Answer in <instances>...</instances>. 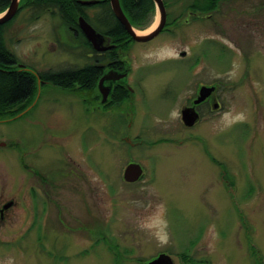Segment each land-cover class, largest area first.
I'll list each match as a JSON object with an SVG mask.
<instances>
[{"label":"rangeland","instance_id":"374dc122","mask_svg":"<svg viewBox=\"0 0 264 264\" xmlns=\"http://www.w3.org/2000/svg\"><path fill=\"white\" fill-rule=\"evenodd\" d=\"M164 1L171 30L127 48L134 98L93 111L83 90L36 82L32 109L0 123V212L15 202L0 214V264H264V0H219L214 13ZM38 12L19 8L5 48L33 74L85 67L60 13ZM199 85L217 86V104L186 127ZM130 163L142 168L131 184Z\"/></svg>","mask_w":264,"mask_h":264},{"label":"flooded vegetation","instance_id":"af4514ba","mask_svg":"<svg viewBox=\"0 0 264 264\" xmlns=\"http://www.w3.org/2000/svg\"><path fill=\"white\" fill-rule=\"evenodd\" d=\"M20 1H21L20 2L21 10L30 9V10L40 11V12L34 14V17H36V18L41 13H45V12H49V11L57 12V13L59 12V6L51 7L50 4L41 3L40 0H20ZM84 1H89V0H75V2L78 3V5L83 7L84 15H80L79 14V8H76L75 9V16L73 17V19L71 18L70 21H68V22L61 20L62 22L60 23L64 26V30L67 31L68 34L69 33L72 34L76 39H78L81 42L82 47H84L88 50L87 53L89 55H87V56L89 58V63H87L86 66L93 67V69L89 70L90 73L88 75V78L85 80V83L83 84V86L75 83L70 87L64 88L60 85H54L50 82L41 81L38 78V75L47 73L49 71L41 72L39 74H37L35 72L34 75L37 78L36 82L38 83V87H40V86H43V87L54 86L56 88H60V89H64V90L69 91L71 89V87L75 86L76 88L83 90L82 99H83L84 105L85 106H87V105L92 106L91 110H93V111H96V110H102L103 111L109 105H113V104L119 105V104L123 103V101L124 102L129 101L131 98H134V93H135V95L138 94L140 92L139 90L141 89V87L139 86V83H136L135 81H134L136 83L135 88L132 84V80H131V78H132V67L129 64V52H128V50H124L121 46V43L118 42L115 37L105 35L103 33H99L100 31L98 32L96 27H95L96 25H99V26L114 28L115 21L113 19H111L112 21H109L107 19V15H105V13L103 11H101V9L99 10V12L97 14H94L92 16V12H95L96 9L101 8V6H106V7L109 6V8H110L109 0H97V1H95L96 3L89 4L87 6L82 4V2H84ZM68 3H69V0H68ZM217 6H218V4H217ZM217 6L215 9L212 10L213 13L217 10ZM67 10H68V12H70L69 8H67ZM166 14H167V12H166ZM201 14L202 13H200L199 15L201 16ZM80 17H82L84 19V21L93 30H95L97 33H99L103 37L102 38L103 41L101 44H99L98 50L96 48H94V46L91 44V42L88 40V38L84 35V33L79 28L78 20ZM196 17L197 16H194L195 20L200 18V17H197V18ZM90 18H91V21H93V24L91 23ZM206 19H208V18H206ZM11 21H9L7 24L0 25V26H4V28H5L6 25H8ZM71 23H73V26H71ZM74 27H76V28H74ZM167 30L170 31L171 29L169 28V24L167 22V15H166V23H165V26H164L162 32L164 33V31H167ZM162 32L160 34H162ZM55 42L58 43V41L56 39H55ZM131 43H136V42L131 41ZM141 44H143V43H141ZM66 45H67V43H66ZM91 55L94 57H92ZM16 60H17L16 66H18V67L22 66L19 69L25 68V66L20 64V62L17 58H16ZM30 71L33 72L32 70H30ZM62 71H64V70H62ZM67 71H69V70H67ZM55 72H57V71H55ZM121 75L123 77H120ZM100 81H102V82L100 83ZM48 84H51V85H48ZM202 87H207V88L214 87V91L211 92L210 95L204 101L196 104L195 101L198 99L199 91ZM216 90H217V86L208 87V86L199 85V89H198V91H196L194 98L191 101H187L186 103H184V106L182 107L180 114L183 110L193 109L198 115L197 120H199L201 118L200 107L206 105V103H208L209 101H210V103L214 102V106L217 104L216 100H215V95H214V93H216ZM102 94H105L104 101H102L103 100ZM29 108H31V107L27 108V106H26V108L23 111L16 114L14 117H11L10 119L4 118V119L0 120V123L7 122V121L12 120L16 117H19L25 111H27ZM189 111H191V110H189ZM126 141L128 142V139H126L125 142ZM23 157H24V154L22 153L21 154V164H23L22 161H24ZM30 172L34 175L33 177H36L39 180L42 179V175H39L40 173L37 172V170L34 167H32L30 169ZM37 183H39V182L37 181ZM33 195H34V197L31 199L34 201L35 205H37V201H36L37 196H36V194H33ZM8 203H11V206L9 208L13 209L15 202L10 201ZM1 208H3V205ZM10 209H6L5 213L3 211L0 212L1 216H6L7 212ZM34 221L36 222L37 218H34ZM36 226H38L39 231H41L42 228L40 229V224L36 225ZM103 230H105V227L102 228V232H103ZM103 234L106 235L104 232H103ZM111 237L112 236H110V238ZM111 239L113 240L114 244L116 245V243H115L116 240L114 238H111ZM111 247H113V245H111ZM116 247L118 248L117 250L120 249V247H118L117 245H116Z\"/></svg>","mask_w":264,"mask_h":264},{"label":"trees","instance_id":"16d2710c","mask_svg":"<svg viewBox=\"0 0 264 264\" xmlns=\"http://www.w3.org/2000/svg\"><path fill=\"white\" fill-rule=\"evenodd\" d=\"M10 1L0 0V13L9 6ZM204 1H206L204 6L199 7L197 0H194L189 9L193 12H197V10L208 12L215 9L219 3V0ZM40 2L44 4L48 3L51 7L59 6L60 16L65 22L70 21L71 18L73 19L76 8H79L80 15H84L83 7L78 5L75 0H69V3L68 0H40ZM119 2L122 9L127 10L131 17V22L136 26L143 25L144 20L153 11L150 0H119ZM164 4L167 6L165 1ZM67 8H69L70 12H68ZM108 12V16L112 19L113 16L110 10ZM71 26H73V23H71ZM102 27L104 30L101 33L115 37L121 43L122 48L127 50L131 41L119 24L115 22L114 28ZM16 65L17 60L15 56L5 48L4 26H0V120L4 118L10 119L23 111L26 106L22 103L29 100L36 90L37 78L35 75L28 68L19 69L20 67ZM90 69H93V67L85 66L81 69L69 71H49L38 75V78L41 81L60 85L64 88L70 87L75 83L83 86L85 80L88 78ZM15 107L17 108L15 109Z\"/></svg>","mask_w":264,"mask_h":264},{"label":"water","instance_id":"95a60500","mask_svg":"<svg viewBox=\"0 0 264 264\" xmlns=\"http://www.w3.org/2000/svg\"><path fill=\"white\" fill-rule=\"evenodd\" d=\"M154 6L156 7V11L158 13V22L156 26L151 30L148 34L141 35L138 34L131 26L130 22L126 17L124 16L122 12V8L120 6L119 0H109L110 7L115 15V17L118 19L120 24L123 26L125 32L129 35V37L137 43H147L154 38H156L163 30L165 23H166V9L164 6V3L162 0H151ZM96 3L95 1H84L82 4L89 5ZM20 8V0H11L9 6L0 13V25H4L11 21V19L17 14L18 10ZM78 26L81 29V31L84 33V35L88 38V40L91 42V44L96 48L99 49V44L102 43V36L97 33L95 30H93L85 21L83 18H79L78 20ZM185 52H182L180 54L181 57L185 56ZM22 67V66H20ZM120 77H123L122 75ZM102 81H100L101 83ZM214 91V87L207 88L202 87L199 91V97L195 101V103H200L204 101L211 92ZM103 95V100L105 99V94ZM191 110V111H189ZM198 119L197 113L193 109H186L181 112V121L186 127H190L193 125ZM5 144H0V146H4ZM142 175V168L135 163L128 164L124 171H123V180L126 183H135L138 181L140 176ZM11 206V203H7L3 206V210L8 209ZM148 264H173L172 260L166 255V254H160L158 257L152 261H150Z\"/></svg>","mask_w":264,"mask_h":264},{"label":"bare ground","instance_id":"6f19581e","mask_svg":"<svg viewBox=\"0 0 264 264\" xmlns=\"http://www.w3.org/2000/svg\"><path fill=\"white\" fill-rule=\"evenodd\" d=\"M89 1H97V0H89ZM122 12H123V14H124V16L126 17V19H128V21L130 22V24H131V26H132V28L138 33V34H141V35H145V34H148L151 30H153V29H151L149 32H148V30L147 29H143L145 26H144V24L143 25H141V26H136V25H134L132 22H131V17H130V15H129V13L127 12V10L126 9H122ZM147 30V31H146ZM152 41V40H151ZM182 53V52H181ZM180 53V54H181ZM186 53V52H185ZM186 55V54H185ZM181 57V56H180Z\"/></svg>","mask_w":264,"mask_h":264}]
</instances>
